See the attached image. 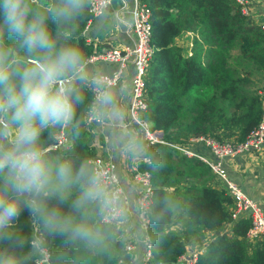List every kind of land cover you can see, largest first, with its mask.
Instances as JSON below:
<instances>
[{
  "label": "trees",
  "instance_id": "obj_1",
  "mask_svg": "<svg viewBox=\"0 0 264 264\" xmlns=\"http://www.w3.org/2000/svg\"><path fill=\"white\" fill-rule=\"evenodd\" d=\"M144 1L153 12L155 52L150 62L149 106L141 115L152 129L162 130L165 139L175 143H189L192 137L219 128H229L238 141L246 140L262 119L260 89L255 85L257 77L264 76V29L249 21L237 0ZM91 17L89 3L74 21L69 41L80 49L85 62L93 52L85 34ZM55 27L50 23L51 29ZM178 38L190 48L178 43ZM83 94L84 103L77 108L82 122L78 129L68 130L71 143L64 150L50 147L59 129L44 132L41 141L49 155L93 166L92 130L86 123L90 90L84 89ZM198 149L207 152L203 145ZM148 151L160 161L158 167L145 161L139 164L149 171L154 187L149 228L152 264H179L187 241H199L208 230L216 233L193 264H264V242L253 245L247 238L251 217L232 216V196L225 186L213 184L216 175L206 161L160 141H153ZM176 222L182 223L184 232L170 228ZM228 223H233L231 229ZM104 227L110 240L103 252L69 249L55 239H49V250L69 251L78 264L132 263L135 251L127 248L130 239L120 229L114 232L111 223ZM17 230L30 234L27 213H22Z\"/></svg>",
  "mask_w": 264,
  "mask_h": 264
},
{
  "label": "clouds",
  "instance_id": "obj_2",
  "mask_svg": "<svg viewBox=\"0 0 264 264\" xmlns=\"http://www.w3.org/2000/svg\"><path fill=\"white\" fill-rule=\"evenodd\" d=\"M88 4L0 0V264H78L69 251L50 252L49 239L93 252L109 246L104 225L123 210L108 174L85 162L53 158L41 141L46 131L79 128L84 89L93 92L90 120L119 126L116 142L133 162L160 164L143 139L123 128L111 85L91 75L80 49L69 43L74 21ZM22 213L31 226L28 235L17 230Z\"/></svg>",
  "mask_w": 264,
  "mask_h": 264
},
{
  "label": "built area",
  "instance_id": "obj_3",
  "mask_svg": "<svg viewBox=\"0 0 264 264\" xmlns=\"http://www.w3.org/2000/svg\"><path fill=\"white\" fill-rule=\"evenodd\" d=\"M241 6L242 12L251 18L254 16L253 8L255 4L262 3L263 9L260 16H257L256 22L264 29V0H237ZM112 0H89L92 19L106 10ZM152 9L144 0H134L132 9L131 27L134 32V43L124 46H110L100 50H95L88 57L87 62L106 61L115 62L118 69L112 73H96L93 76H99L106 84L111 86L117 84L122 77V71L130 62L134 64V74L132 80V92L128 104L129 119L140 130V137L150 148L153 141L165 142L173 145L183 153L192 156H198L206 161L213 169L216 177L220 178L231 194L233 205L231 207L232 216L238 218L241 215L251 217V225L247 232L248 240L253 244L264 242V208L244 187L235 181L229 174L226 162L229 159L236 158L243 152L258 151L264 152V86L259 90L262 100V119L257 128H255L244 141H238L228 137L229 128H219L212 133H207L198 137L189 139V143H175L166 140L164 133L160 129H152L150 122L144 118L141 113L149 106V83H150V62L155 52L152 39ZM86 26V28H87ZM85 28V30H86ZM90 90V89H89ZM91 100L86 107V123L92 129L96 122L88 118V106L93 99V92L90 90ZM71 137L69 132L65 133L60 129L55 134V141L50 146L53 149L64 150L70 143ZM203 144L208 148L207 152L198 149V145ZM49 150V148H46ZM93 167L99 168L108 174L110 186L119 191L121 195L120 176L115 164L105 160L101 155H93L91 160ZM145 161L138 159L131 165L134 178L139 181L143 189L138 198V217L141 227L144 230V242L147 245L146 254L143 256L142 264H152L151 262V207L153 200L154 187L151 181L149 171L140 168V162ZM147 162V161H145ZM121 208V206L119 205ZM114 226V232L119 227V219L109 222ZM127 248H133L129 242ZM199 251H193L188 259V264H193L199 255Z\"/></svg>",
  "mask_w": 264,
  "mask_h": 264
},
{
  "label": "crops",
  "instance_id": "obj_4",
  "mask_svg": "<svg viewBox=\"0 0 264 264\" xmlns=\"http://www.w3.org/2000/svg\"><path fill=\"white\" fill-rule=\"evenodd\" d=\"M134 0H112L104 13L94 17L85 30L86 36L89 38L93 46V51L100 50L110 46H124L134 43V32L131 27L132 9ZM263 9L262 3L255 4L253 8L254 16L248 18L249 21L257 20ZM186 34L185 37H187ZM190 39V38H189ZM188 39V41H189ZM178 38L177 42L188 46L186 41ZM93 53V52H92ZM86 70L91 74L96 73H112L118 69L115 62L96 61L85 62ZM135 68L133 62H130L122 71V77L119 82L112 87L114 93L117 94L118 104L123 111V128L138 136L140 133L136 131V125L131 123L129 119L128 104L132 92V80ZM92 148L95 153L93 155H101L106 161L113 163L118 168L121 185V202L120 206L123 210V216L119 218L118 227L121 234L130 239V243L134 247L135 256L130 264H141L143 255L146 250L144 242V230L140 225L138 217V198L143 189L142 184L137 181L131 170L133 161L129 155L117 144L116 136L120 131L119 126L113 127L111 122H105L103 125L97 123L92 126ZM228 137L237 140V137L231 132ZM139 138H141L139 136ZM142 139V138H141ZM203 145V144H199ZM208 151V148L203 145ZM230 176L239 182L247 192H249L264 208V155L252 151L243 152L236 158L229 159L226 162ZM213 184L218 187L225 186L224 182L214 177ZM233 223H228L227 227L231 229ZM170 228L184 232L181 222H176ZM214 230H208L199 241H187V251L179 260V264H188V257L195 249H205L213 235Z\"/></svg>",
  "mask_w": 264,
  "mask_h": 264
},
{
  "label": "rangeland",
  "instance_id": "obj_5",
  "mask_svg": "<svg viewBox=\"0 0 264 264\" xmlns=\"http://www.w3.org/2000/svg\"><path fill=\"white\" fill-rule=\"evenodd\" d=\"M184 40V39H183ZM264 86V76H263V78L261 79V78H259V77H257V82H256V85H255V87L256 88H262ZM136 131L139 133V132H141V130L138 128V127H136ZM92 136V135H91ZM252 152H258V151H252ZM258 153H263V155H264V152H258ZM50 156L51 157H53V158H55V157H58L57 155H54V154H50ZM246 190V189H245ZM249 193V192H248ZM250 194V193H249ZM254 197V196H253ZM193 251H199V249H195V250H193ZM200 253V252H199ZM183 256H181L180 258H182ZM152 261V260H151ZM153 262V261H152Z\"/></svg>",
  "mask_w": 264,
  "mask_h": 264
},
{
  "label": "water",
  "instance_id": "obj_6",
  "mask_svg": "<svg viewBox=\"0 0 264 264\" xmlns=\"http://www.w3.org/2000/svg\"><path fill=\"white\" fill-rule=\"evenodd\" d=\"M263 19H264V17H263Z\"/></svg>",
  "mask_w": 264,
  "mask_h": 264
}]
</instances>
